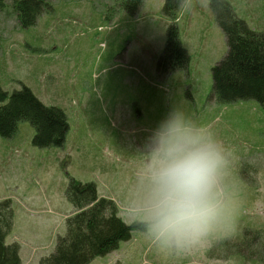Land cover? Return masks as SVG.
Masks as SVG:
<instances>
[{
  "label": "rangeland",
  "instance_id": "374dc122",
  "mask_svg": "<svg viewBox=\"0 0 264 264\" xmlns=\"http://www.w3.org/2000/svg\"><path fill=\"white\" fill-rule=\"evenodd\" d=\"M36 23L21 28L12 0L0 9V87L9 96L25 86L45 105L60 107L68 130L60 146L32 143L33 127L0 136V201H10L21 264H38L65 233L74 211L69 178L95 184L117 215L141 195L147 138L172 108L212 131L230 149L223 171L224 219L199 245L157 249L145 227L87 264H264V106L211 97V67L227 51L209 0H185L178 12L185 69L159 73L170 20L163 0H142L135 15L113 12L111 0H48ZM237 17L264 33V0H226ZM234 208L231 219L228 214ZM228 221V222H227Z\"/></svg>",
  "mask_w": 264,
  "mask_h": 264
},
{
  "label": "trees",
  "instance_id": "16d2710c",
  "mask_svg": "<svg viewBox=\"0 0 264 264\" xmlns=\"http://www.w3.org/2000/svg\"><path fill=\"white\" fill-rule=\"evenodd\" d=\"M162 13L170 22L166 27L165 44L157 60L159 73L185 69L189 54L181 44L177 25L178 12L185 0H163ZM107 5L113 12L133 16L142 0H111ZM215 20L224 34L227 51L211 67V97L220 103L254 99L264 106V33L250 28L237 17L226 0H209ZM4 6L0 0V9ZM48 0H12L11 8L21 28L36 23L48 12ZM21 121L34 129L32 143L39 147L63 144L68 123L64 111L43 104L32 91L23 86L9 96L0 87V136L9 138ZM74 211L65 220V233L57 237L51 253L41 257L38 264H87L130 238L131 231L144 227L142 223H125L117 215L116 203L99 196L93 182L69 178L65 190ZM10 201H0V264H21L19 245L6 243L12 226Z\"/></svg>",
  "mask_w": 264,
  "mask_h": 264
},
{
  "label": "clouds",
  "instance_id": "9594fccd",
  "mask_svg": "<svg viewBox=\"0 0 264 264\" xmlns=\"http://www.w3.org/2000/svg\"><path fill=\"white\" fill-rule=\"evenodd\" d=\"M147 147L150 159L140 172L141 195L131 208H121L123 215L142 223L157 249L199 245L224 219L221 178L230 149L177 106L157 122Z\"/></svg>",
  "mask_w": 264,
  "mask_h": 264
},
{
  "label": "crops",
  "instance_id": "0c3cea01",
  "mask_svg": "<svg viewBox=\"0 0 264 264\" xmlns=\"http://www.w3.org/2000/svg\"><path fill=\"white\" fill-rule=\"evenodd\" d=\"M19 255H20V248H19Z\"/></svg>",
  "mask_w": 264,
  "mask_h": 264
}]
</instances>
